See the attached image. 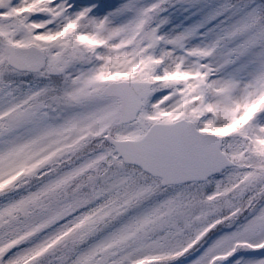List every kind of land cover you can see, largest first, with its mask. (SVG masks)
<instances>
[{"label": "snow or ice", "instance_id": "obj_1", "mask_svg": "<svg viewBox=\"0 0 264 264\" xmlns=\"http://www.w3.org/2000/svg\"><path fill=\"white\" fill-rule=\"evenodd\" d=\"M0 264H264V0H0Z\"/></svg>", "mask_w": 264, "mask_h": 264}]
</instances>
